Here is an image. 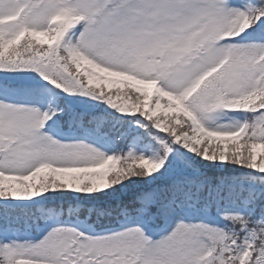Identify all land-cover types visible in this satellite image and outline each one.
I'll return each instance as SVG.
<instances>
[{"label": "snow or ice", "instance_id": "6c2138e0", "mask_svg": "<svg viewBox=\"0 0 264 264\" xmlns=\"http://www.w3.org/2000/svg\"><path fill=\"white\" fill-rule=\"evenodd\" d=\"M17 71L142 116L136 123L158 148L147 155L135 139L126 150L58 139L44 129L62 109L42 108L5 79L0 199L173 179L140 193L131 211L89 209L97 219L122 216L116 227L69 219L20 238L6 224L0 264H264V0H0V72ZM188 153L260 175L213 184ZM226 197L240 205L220 212L227 223L180 215ZM171 218L170 229L150 234Z\"/></svg>", "mask_w": 264, "mask_h": 264}, {"label": "trees", "instance_id": "16d2710c", "mask_svg": "<svg viewBox=\"0 0 264 264\" xmlns=\"http://www.w3.org/2000/svg\"><path fill=\"white\" fill-rule=\"evenodd\" d=\"M5 79L14 86H22L26 81H36L49 91L56 90L57 108L62 109V111L57 112L56 117L63 127L76 131H86L98 136L115 148L126 150L134 139L137 143L138 152L143 151L145 154L151 155L158 148L151 135L136 123L137 120H143L142 116L121 114L102 100L82 94L65 93L49 81H44L34 71L0 72V82L5 81ZM105 90L109 91L107 86ZM112 91H115V86H113ZM126 91L127 89H121L120 94L122 95ZM120 102L124 103L125 101L121 100ZM153 132H155L154 129ZM161 135L163 134L161 133ZM176 147L179 146L177 145ZM188 155L192 158V164L199 171L201 177L207 178L213 184L217 183L220 178H224L226 185L233 183L239 185L243 183L242 180L237 179L239 177L260 175V173L250 169H241L235 165L214 164L207 160H202L199 156L193 157L191 153H188ZM172 179L173 176L171 175L160 176L156 174V178L133 177L131 180H126L123 185H117L115 189L92 194L63 191L49 192L41 197L31 199H0V228H4L7 224L10 228V236L29 235L40 231L42 223L50 222L58 215L64 218L79 219L97 229L118 225L123 220L122 216L112 213L97 219L90 213L89 209L94 205L114 207L118 204H123L127 205L131 211L137 206L136 197L140 193L163 189L172 182ZM69 206L76 207L77 214L75 216H69ZM239 206L238 201L227 197L221 199L218 203L213 202L208 209L209 217L206 220L227 223V221L222 220L220 212L235 209ZM200 209H205L203 202L187 209L184 213L189 215ZM43 211L51 213L52 216L42 215ZM167 221L162 219L155 229H150L156 231ZM15 229H17V234L13 232Z\"/></svg>", "mask_w": 264, "mask_h": 264}, {"label": "rangeland", "instance_id": "374dc122", "mask_svg": "<svg viewBox=\"0 0 264 264\" xmlns=\"http://www.w3.org/2000/svg\"><path fill=\"white\" fill-rule=\"evenodd\" d=\"M25 90H27L30 94H31V98L33 99V102H37L40 104V106L42 108H48V107H55L57 106L56 104V93L52 92L51 94L46 93L44 90L40 89L39 86L37 84H29L27 85L25 88ZM46 132H48L50 135L58 138V139H62V140H72V139H86L89 142H98V138L95 137H91L87 134L84 133H78L76 134L75 132L72 131H64L61 129V127L59 126L58 123L55 122L54 116L52 117L51 120H49L47 122V127L44 129ZM200 215L198 216V218H204L205 216V211L203 213H199ZM182 215V214H180ZM61 218H58L56 221H54L52 223V225L57 224L58 222H61ZM75 220H73V222H75ZM174 218L170 219V225L169 226H165L164 229L162 230H168L170 229L171 226L174 225ZM50 228L47 227L44 232L40 235H38L35 238H39L41 235H43L48 229ZM99 231V230H97ZM163 234V231H159L158 233H156L157 236Z\"/></svg>", "mask_w": 264, "mask_h": 264}]
</instances>
